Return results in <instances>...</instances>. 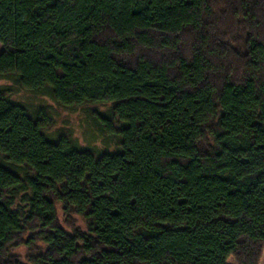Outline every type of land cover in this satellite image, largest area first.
Here are the masks:
<instances>
[{"label": "trees", "instance_id": "obj_1", "mask_svg": "<svg viewBox=\"0 0 264 264\" xmlns=\"http://www.w3.org/2000/svg\"><path fill=\"white\" fill-rule=\"evenodd\" d=\"M0 44V78L108 107L91 117L118 141L50 140L0 91V264H228L264 243V0H0Z\"/></svg>", "mask_w": 264, "mask_h": 264}, {"label": "rangeland", "instance_id": "obj_2", "mask_svg": "<svg viewBox=\"0 0 264 264\" xmlns=\"http://www.w3.org/2000/svg\"><path fill=\"white\" fill-rule=\"evenodd\" d=\"M4 47L0 44V53ZM0 91L6 93L13 101L25 106L32 116L40 110H45L50 117L51 125L45 132L50 140H57L60 136L71 137L81 148L89 149L95 153L117 152L118 141L102 135L94 126L92 114L105 113V106H84L78 109H65L60 107L52 98L38 95L20 89L14 79L0 78ZM57 216L64 230L73 234L76 230L87 232L86 221L78 215L68 216L62 205L57 206ZM23 237V240L27 239ZM10 253L19 258L23 263H29L28 257L31 250L26 245L12 246ZM228 264H264V243H248L234 256Z\"/></svg>", "mask_w": 264, "mask_h": 264}]
</instances>
